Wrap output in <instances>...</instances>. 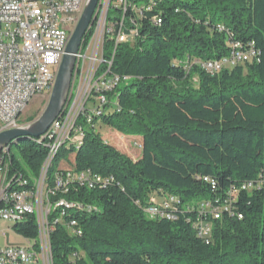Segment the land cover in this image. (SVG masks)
Returning a JSON list of instances; mask_svg holds the SVG:
<instances>
[{
  "label": "trees",
  "instance_id": "1",
  "mask_svg": "<svg viewBox=\"0 0 264 264\" xmlns=\"http://www.w3.org/2000/svg\"><path fill=\"white\" fill-rule=\"evenodd\" d=\"M154 2L136 18L132 42L114 47L105 39L104 59L114 51L110 73L128 78L106 92L109 103L90 124L78 118L81 144H63L46 168V190L56 172L111 177L105 187L72 182L51 193L50 203L73 205L51 213V262L264 264V0ZM234 42L251 45L255 57L215 74L201 67L229 56ZM105 128L129 140L134 153L102 135ZM41 137L9 144V174L39 177L48 155ZM168 195L181 206L172 219H153L150 199L160 204ZM204 202L221 212L209 236L199 237L193 222ZM15 230L36 235L32 217Z\"/></svg>",
  "mask_w": 264,
  "mask_h": 264
},
{
  "label": "built area",
  "instance_id": "2",
  "mask_svg": "<svg viewBox=\"0 0 264 264\" xmlns=\"http://www.w3.org/2000/svg\"><path fill=\"white\" fill-rule=\"evenodd\" d=\"M87 0H0V132L19 127L20 115L29 101L36 95L52 91L58 66L65 51L70 33L77 23ZM154 0H97L93 21L88 30L89 40H82L75 54V65L69 99L59 116L42 134L49 141L50 154L57 149V141L84 138L83 123L92 122L98 112H103L109 99L106 92L128 77L110 73L111 59H104V41L109 38L114 47L120 43L132 42L137 35L136 18L154 9ZM155 25L160 24L158 16L152 17ZM251 48L243 49L238 42L231 45L229 56L219 61H207L201 67L209 74H215L224 66L249 62L255 57ZM92 100L95 105L86 106ZM7 152L0 154V221L6 222L0 230L3 244H0V264H53L47 262L51 252L50 236L57 224L52 218L54 208L64 213L68 203H50L51 193L67 191L72 182L87 188L105 187L110 176H102L90 170L56 172L47 190V198L39 199V179L27 178L24 174L7 173L4 169ZM22 175L25 184L13 197V207H6L4 185L7 177ZM181 206L180 200L168 195L167 204H159L151 198L146 206L153 219H172L174 211ZM81 207V206H74ZM90 211L89 208H84ZM198 217L193 228L199 237L209 236L211 223L220 218V209L211 203H200L196 207ZM20 216L32 217L36 227L34 238L21 237L12 231L15 239L8 240L10 223ZM240 218V216H239ZM74 235H80L76 221L67 223Z\"/></svg>",
  "mask_w": 264,
  "mask_h": 264
},
{
  "label": "water",
  "instance_id": "3",
  "mask_svg": "<svg viewBox=\"0 0 264 264\" xmlns=\"http://www.w3.org/2000/svg\"><path fill=\"white\" fill-rule=\"evenodd\" d=\"M97 0H87L81 15L69 36L64 54L57 69L55 82L50 92L48 102L41 115L27 125L1 131L0 150L23 137L38 138L56 119L65 107L70 95V82L77 53L83 37L88 30L94 15Z\"/></svg>",
  "mask_w": 264,
  "mask_h": 264
},
{
  "label": "bare ground",
  "instance_id": "4",
  "mask_svg": "<svg viewBox=\"0 0 264 264\" xmlns=\"http://www.w3.org/2000/svg\"><path fill=\"white\" fill-rule=\"evenodd\" d=\"M91 21H93V18H92ZM83 40H84V37H83ZM87 40H89V37L87 38ZM70 90H73V82H70ZM45 139H46L45 137H41V138H39V141L43 142ZM67 142L79 145L82 142V138L77 139L76 143H75V141H73V139H64V141H57V149H56V151H54V154L58 151V149L63 144H65ZM9 144L7 146L3 147L0 150V154H2L3 152H7L6 161H4V169H6L7 173H8V164H9V153H8ZM47 146H48L47 159H46V161H45V163H44V165L42 167V170H41V173H40L39 177L37 178V179H39V184H40V187H39V199H46L47 198V190H46V187H45L44 178H45V173H46V168L48 166V163H49L50 159L54 155V154H50L49 141H47ZM20 184H25V180H21L20 177L17 178L16 175L7 177L6 185H4V202H6V207H13V199L12 198L15 197L16 192L19 191ZM60 203H62V202H60ZM167 203H168V199H165L160 204H167ZM146 211L148 212V210H146ZM149 214H151V213H149ZM28 219H30L29 216H20V217L14 218V221L10 223V231H16L15 230V226L18 223H20L21 221H25V220H28ZM21 237H25V236L21 235ZM47 262H51L50 252H47Z\"/></svg>",
  "mask_w": 264,
  "mask_h": 264
},
{
  "label": "rangeland",
  "instance_id": "5",
  "mask_svg": "<svg viewBox=\"0 0 264 264\" xmlns=\"http://www.w3.org/2000/svg\"><path fill=\"white\" fill-rule=\"evenodd\" d=\"M49 96H50V93H43V94L34 96L29 101V103L27 104V106L23 110V112L21 113L20 124L27 125V124H30L32 121L36 120L41 115L42 111L44 110V108L48 102ZM93 104L95 105V103L92 100H89L87 102L86 106L88 108H91L93 106ZM28 118H33V120L31 122H27ZM100 133L102 135L105 134L108 138H110L115 146H118L119 148L123 149V152H128V151L130 152L132 150V147H129V145H128V143H130V141L125 139L124 137H122V135L116 133L115 131L105 128L104 132L102 130V131H100ZM119 140H121L122 144H121V142H119ZM12 151L16 154L15 149H12ZM132 153H134V152H132ZM6 226H7L6 222L0 221V230L5 229ZM8 240L9 241L17 240V239H15L12 231H9V233H8ZM0 244H3V238L2 237H0Z\"/></svg>",
  "mask_w": 264,
  "mask_h": 264
}]
</instances>
